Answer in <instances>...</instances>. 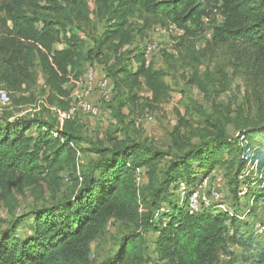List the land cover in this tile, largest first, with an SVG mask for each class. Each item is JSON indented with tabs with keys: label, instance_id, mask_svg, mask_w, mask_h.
<instances>
[{
	"label": "trees",
	"instance_id": "1",
	"mask_svg": "<svg viewBox=\"0 0 264 264\" xmlns=\"http://www.w3.org/2000/svg\"><path fill=\"white\" fill-rule=\"evenodd\" d=\"M35 1L45 4L40 6ZM92 3L104 25L89 45L92 26L85 0H0L5 15L0 83L10 94L29 88L38 65L49 95L62 99L67 95L66 83L77 78L84 66L101 63L114 81L117 114L125 109L131 116L169 102L171 88L164 70L146 63L145 53L132 46L135 31L128 18L134 13L142 21L135 28L138 33L152 24L180 30L179 54L194 46L208 25L211 38L206 46L227 47L234 69H244L253 81L264 85V0ZM75 23L82 24L83 29L75 28ZM143 89L148 94H141ZM211 125L208 138L190 144L179 132L187 127L180 118L170 132L176 149L170 155L146 143L109 138L111 146L98 148L100 161L70 199L32 211L29 217L33 223L21 239L0 233V264H58L53 261L57 250L63 252L64 260H82L88 253V243L108 219H137L138 188L133 176L140 166L146 167L148 177L158 184L150 206L166 203L162 212L157 211L156 222H150L156 255L151 264H264V246L240 259L226 252L230 244L252 251L255 239L251 229H239L240 223L226 211L206 208L192 213L167 196L179 182L189 191L239 151L255 160L258 169L253 179L245 181L246 198L252 200L254 208L259 203L264 206V119L240 130L241 147L219 124ZM79 140L76 128L68 121L59 126L35 118L0 116V187L9 189L18 172L40 175L59 170L78 151ZM239 163L242 167L245 160L241 157ZM141 245L138 235H127L115 257L99 264H139ZM223 254L230 257L221 260Z\"/></svg>",
	"mask_w": 264,
	"mask_h": 264
},
{
	"label": "rangeland",
	"instance_id": "2",
	"mask_svg": "<svg viewBox=\"0 0 264 264\" xmlns=\"http://www.w3.org/2000/svg\"><path fill=\"white\" fill-rule=\"evenodd\" d=\"M35 2L40 6L45 4L43 1ZM85 2L90 11L92 26L87 44L91 45V38L97 37L103 28L104 20L95 15L92 0ZM4 16L0 6V39L3 36ZM128 21L135 31L132 46L145 53L148 63L165 72V80L171 88L170 100L167 103L154 106L152 109L136 111L131 116L127 115L125 109L121 110V114H117L114 109L116 107L114 81L107 75L105 66L101 63L84 66L77 78L66 83L67 95L62 99L49 95L38 65L33 70V82L27 90L10 94L0 83V90H6L8 96L4 103L0 102V116L35 118L59 126L68 121L76 128L80 139L77 142L78 151L69 156L59 170L40 175L18 172L13 175L9 189L0 187V233L6 232L14 239H21L33 223L29 217L32 211L61 204L70 199L74 189L79 188L100 161L98 148L111 146L109 138L143 145L146 143L149 148L170 155L176 152L170 132L178 120L183 118V121L187 122V127H181L179 132L183 134L182 139L187 140V143L195 144L203 138H208L212 130L211 124L217 123L225 135L231 138L236 146L241 147L243 142L239 137L240 130L256 125L264 119V85L253 81L244 69H234L227 47L212 49L206 46V41L211 38V29L208 25H205V31L194 46L187 47V51L183 49L179 54L177 49L182 47L178 45L180 30L172 26L161 27L152 24L138 33L135 28L142 24L141 19L134 13L130 15ZM77 24L75 23V28L77 26L83 29L82 24L81 26ZM89 71L94 74L91 88L85 84ZM102 81H107L105 85L107 95L101 89ZM140 93L148 94L145 89ZM79 100L95 104L100 109L99 116L90 117L79 111L74 116L61 119L60 110H64L69 103H76ZM242 154L243 152L237 151L228 157V163L224 167L212 171L206 193L218 192L225 206L237 215L234 218L236 223L241 225L239 229H251L253 232L254 223L264 221V206L259 203L254 208L246 197L242 200L236 195V190L241 185L239 176L248 173L244 181L254 177V171L250 170L246 163L240 167ZM133 179L138 188L137 219L128 221L110 218L105 222L103 230L88 243V253L82 260L78 258L64 260L63 252L57 250L53 261L57 260L58 264L102 263L115 257L122 239L131 234L138 235L142 240L143 254L139 264H151L156 255L150 222H156L157 211L162 212L166 203L150 206L152 194L158 184L156 179L151 181L148 177L146 167H137ZM167 196L172 200H181V195L174 190ZM254 237L252 251L230 244L226 252H231L230 256L237 259L248 256L264 246V236ZM230 256L223 254L220 259L225 261Z\"/></svg>",
	"mask_w": 264,
	"mask_h": 264
},
{
	"label": "built area",
	"instance_id": "3",
	"mask_svg": "<svg viewBox=\"0 0 264 264\" xmlns=\"http://www.w3.org/2000/svg\"><path fill=\"white\" fill-rule=\"evenodd\" d=\"M149 51V50H148ZM146 63L148 61L146 60ZM94 80V74L89 71L86 75V86L88 88H91V85L93 84ZM107 81H102L101 83V89H103V92L105 95L108 94V92L105 90ZM8 99L6 90L2 89L0 90V102L4 103ZM79 111L87 114L90 117H98L100 114V109L90 102L79 100L76 103H69L68 107L64 110H60L59 116L61 119L69 118L70 116H74ZM242 141V139L240 138ZM242 158L245 160V163L250 168V170H253L254 177L256 176L258 169L257 164L255 160H251L249 156L244 153L242 155ZM247 174H243L242 176H239L241 179V185L236 190V195L239 199H244L246 197L247 192V184L244 181V177L247 176ZM211 174L205 177L203 180L198 182L193 188H191L189 191L187 190L185 184L183 182H179L175 189L173 188L177 194L181 195V200H179V204L185 205L187 210L189 212H199L202 209L206 208H213L220 211H226L228 215L237 217V215L234 213V211L228 209L225 204L220 199V194L218 192L212 191L211 194L206 193V190L208 188L209 184V178ZM253 177V178H254ZM252 178V179H253ZM249 203L252 204V200L248 199ZM241 218V217H240ZM253 233L254 235L258 236H264V221L263 222H255L253 225Z\"/></svg>",
	"mask_w": 264,
	"mask_h": 264
},
{
	"label": "crops",
	"instance_id": "4",
	"mask_svg": "<svg viewBox=\"0 0 264 264\" xmlns=\"http://www.w3.org/2000/svg\"><path fill=\"white\" fill-rule=\"evenodd\" d=\"M212 175V174H211Z\"/></svg>",
	"mask_w": 264,
	"mask_h": 264
}]
</instances>
